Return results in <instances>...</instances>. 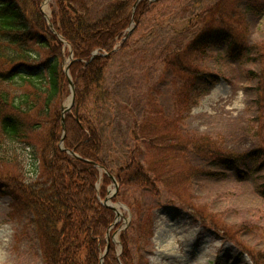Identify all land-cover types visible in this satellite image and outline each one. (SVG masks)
<instances>
[{"label":"trees","instance_id":"obj_1","mask_svg":"<svg viewBox=\"0 0 264 264\" xmlns=\"http://www.w3.org/2000/svg\"><path fill=\"white\" fill-rule=\"evenodd\" d=\"M41 1L0 0V192L11 198L15 210L27 214L42 264H100L115 215L100 200L111 180L99 166L115 176L119 187L147 189L155 195L169 192L203 223L209 221L213 228L230 233L217 214L195 203L189 194L193 177L222 172L191 164L187 154L214 164L237 165L249 159L259 169L264 167V148L257 146L241 156L227 153L217 138L186 130L183 123L198 98L219 78L200 64L201 55L225 44L231 59H254L243 37L246 24L240 0H215L200 8L192 20L191 37L180 47L164 51L161 64L171 74L172 113L166 116L154 100L131 129L135 146L128 153L129 161L115 170L103 159L104 142L94 115L111 98L106 84L109 64L119 50L130 46L139 22L159 0H139L134 9L137 0L111 1L97 17L90 15L86 1L82 7L78 0L50 1V20L73 53L69 72L74 104L65 114L63 148L59 145L61 101L69 93L63 66L69 52L48 28ZM132 19L136 28L123 39ZM260 68L259 73H249L261 77L258 90L264 100V64ZM142 146L154 151L153 165L140 160ZM235 173L246 177L238 166ZM121 196L120 190L113 199ZM122 240V259L109 248L108 262L103 264H131L127 237Z\"/></svg>","mask_w":264,"mask_h":264},{"label":"rangeland","instance_id":"obj_2","mask_svg":"<svg viewBox=\"0 0 264 264\" xmlns=\"http://www.w3.org/2000/svg\"><path fill=\"white\" fill-rule=\"evenodd\" d=\"M85 1L90 15L97 17L115 0H78L76 4L82 7ZM213 1L159 0L139 22L130 46L119 50L109 64L106 84L111 98L94 117L104 142L103 159L112 170L129 161L128 153L135 146L131 129L154 100L166 116L171 115V74L163 69L161 56L191 37L195 13ZM239 9L246 24L243 37L254 59H231L225 45L201 55L200 64L219 74V79L191 107L183 128L217 138L225 152L241 156L257 146L264 148V100L258 90L261 77L249 73H259L264 64L259 55V51L264 54V0H240ZM43 10L50 15V1ZM153 157L154 151L142 146L139 158L144 165H153ZM187 159L193 165L222 172L215 177H193L189 194L195 203L205 204L217 214L230 233L213 228L209 221L203 223L169 192L155 195L147 189L125 186L118 189L123 192L121 198H112L120 215L108 230L106 253L111 248L122 259L125 235L131 264H154L161 257L159 248L172 240L179 241V248L170 264H264V167L256 168L249 159L237 165L230 161L214 164L195 154H187ZM236 166L246 173L244 179L237 177ZM109 190H114L112 184ZM107 192L105 196H109ZM27 219V214L15 210L11 198L0 192V264H42L40 247ZM105 256L102 260L108 262Z\"/></svg>","mask_w":264,"mask_h":264},{"label":"bare ground","instance_id":"obj_3","mask_svg":"<svg viewBox=\"0 0 264 264\" xmlns=\"http://www.w3.org/2000/svg\"><path fill=\"white\" fill-rule=\"evenodd\" d=\"M46 3L47 2H45V4ZM116 210L120 214L119 209L116 208ZM178 248H179V241L176 240L168 241L165 245L161 246L157 251L158 255L161 257L160 259H155L154 264H170L172 262L171 259L174 258L176 252H178Z\"/></svg>","mask_w":264,"mask_h":264},{"label":"water","instance_id":"obj_4","mask_svg":"<svg viewBox=\"0 0 264 264\" xmlns=\"http://www.w3.org/2000/svg\"><path fill=\"white\" fill-rule=\"evenodd\" d=\"M49 25H50V28H51L52 30H54V29L52 28L51 24H49ZM131 30H132V28L129 29L128 34L131 32ZM128 34H127V35H128ZM58 36H59V38L62 40V37H61L60 35H58ZM65 72H66V74H67L68 81H69V83H70V87H71V96H70V101H69V103H68L67 105L62 106V113H64L65 111H67V110L70 109V107H71L72 104H73V96H74V85H73V83H72V81H71L70 76L68 75V65H66V67H65ZM61 121H62V124H63V127H64V118H63V116H62ZM111 178H112L113 182L116 184L115 179H114L112 176H111ZM106 250H107V247H106ZM106 250H105V251H106Z\"/></svg>","mask_w":264,"mask_h":264}]
</instances>
